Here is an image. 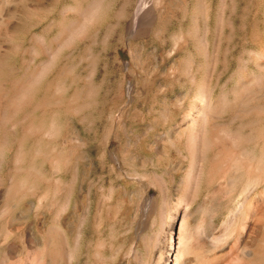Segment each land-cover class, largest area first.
Wrapping results in <instances>:
<instances>
[{
	"label": "rangeland",
	"instance_id": "374dc122",
	"mask_svg": "<svg viewBox=\"0 0 264 264\" xmlns=\"http://www.w3.org/2000/svg\"><path fill=\"white\" fill-rule=\"evenodd\" d=\"M78 1L80 38L69 33ZM0 20V264L7 253L17 264H150L183 214L190 229L202 216L220 227L229 188L195 186L188 135L202 128L208 141L214 129L223 143L230 131L251 149L264 0H0ZM34 74L29 102L10 105L11 86Z\"/></svg>",
	"mask_w": 264,
	"mask_h": 264
},
{
	"label": "bare ground",
	"instance_id": "6f19581e",
	"mask_svg": "<svg viewBox=\"0 0 264 264\" xmlns=\"http://www.w3.org/2000/svg\"><path fill=\"white\" fill-rule=\"evenodd\" d=\"M80 3L81 1H78L74 8L77 13L76 19L69 27L71 36L77 38L82 36L84 20L89 17H87L88 10L84 11ZM94 9L95 7L92 9L91 6L89 10L93 12ZM4 29L5 25L0 20V76L5 57L1 44L5 34ZM65 33L66 27L63 25L59 34L60 38ZM66 42L67 39L62 38L60 46H66ZM43 44L41 49L46 52L45 47H42ZM46 71L47 68H43L41 76L46 74ZM63 72L62 70L60 77L65 76L63 75L65 72ZM36 79L37 76L34 74L31 80H26L23 83L18 81L12 85L11 96H9L11 97L10 105L16 107V104H27L32 84ZM6 93V89L0 81V105ZM203 101L206 110H204L205 112L202 110V112L208 113L211 104L207 101L206 96L203 97ZM207 113L203 114V117L206 118ZM248 114H252L248 122L247 143L251 145L249 151L239 148L234 134L230 131L226 132L225 141L221 143L216 130L213 129L208 141H205V133L202 128H191L188 141L192 156L190 161L192 162L189 168L196 170L192 176L194 184L198 186L201 180L210 182L215 179H225L229 188V207L219 224L220 227L214 226L212 221L202 216L195 228L190 229L185 225V215L183 214L177 231L170 232L167 245H162L158 242L159 240L153 243L154 254L150 264H264V102L258 108L250 110ZM248 114L247 116H249ZM255 123L260 126L257 127ZM51 125L52 122L47 123L42 129V134L46 139L51 137ZM30 129L29 126L24 132L27 133L31 131ZM206 147L215 150L212 158L205 163L203 154ZM187 191L189 192L188 184L186 187L184 186L180 196L181 201H188L189 196L187 198L185 196V194L189 195ZM222 228L223 230L219 234L218 231ZM61 233L63 234V232ZM13 257L11 253L4 254L1 263L17 264L14 260L9 262V259Z\"/></svg>",
	"mask_w": 264,
	"mask_h": 264
}]
</instances>
